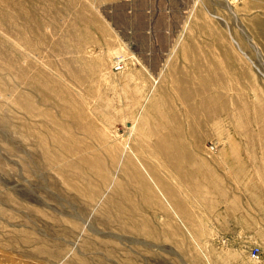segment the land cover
<instances>
[{
	"label": "rangeland",
	"instance_id": "374dc122",
	"mask_svg": "<svg viewBox=\"0 0 264 264\" xmlns=\"http://www.w3.org/2000/svg\"><path fill=\"white\" fill-rule=\"evenodd\" d=\"M252 4L0 0V264H264Z\"/></svg>",
	"mask_w": 264,
	"mask_h": 264
},
{
	"label": "bare ground",
	"instance_id": "6f19581e",
	"mask_svg": "<svg viewBox=\"0 0 264 264\" xmlns=\"http://www.w3.org/2000/svg\"><path fill=\"white\" fill-rule=\"evenodd\" d=\"M252 2H253V4H252L253 7L259 8V9L264 11V7H262L261 3L257 2V0H252ZM257 19H263V18L257 17ZM263 25H264V23H263ZM214 113L217 114L218 111H215ZM212 117H213V113L212 114H202L201 115V124L204 126L210 119H212Z\"/></svg>",
	"mask_w": 264,
	"mask_h": 264
},
{
	"label": "built area",
	"instance_id": "2783aa9c",
	"mask_svg": "<svg viewBox=\"0 0 264 264\" xmlns=\"http://www.w3.org/2000/svg\"><path fill=\"white\" fill-rule=\"evenodd\" d=\"M116 67H117V70H119V66L117 65ZM259 254H260V252H259V249L258 248H252L250 250V252H249V257L252 260H256V259L259 258Z\"/></svg>",
	"mask_w": 264,
	"mask_h": 264
},
{
	"label": "crops",
	"instance_id": "0c3cea01",
	"mask_svg": "<svg viewBox=\"0 0 264 264\" xmlns=\"http://www.w3.org/2000/svg\"><path fill=\"white\" fill-rule=\"evenodd\" d=\"M139 3H143V1H141V2H139ZM138 7V6H137ZM144 7V5H140L138 8H143ZM134 8V7H133ZM117 11V10H116ZM128 11H129V6L127 5V6H122V10L120 11V13H121V15H122V17H124L125 19H129V17L128 16H126L125 14H127L128 15ZM146 12V11H145Z\"/></svg>",
	"mask_w": 264,
	"mask_h": 264
}]
</instances>
